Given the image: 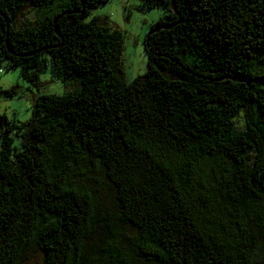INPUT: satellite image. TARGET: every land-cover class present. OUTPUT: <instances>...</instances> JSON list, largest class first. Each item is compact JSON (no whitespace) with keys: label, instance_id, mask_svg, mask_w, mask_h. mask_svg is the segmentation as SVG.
Listing matches in <instances>:
<instances>
[{"label":"trees","instance_id":"trees-1","mask_svg":"<svg viewBox=\"0 0 264 264\" xmlns=\"http://www.w3.org/2000/svg\"><path fill=\"white\" fill-rule=\"evenodd\" d=\"M107 1L0 0V61L79 86L26 123L0 114V264L33 247L43 264H264V0H143L168 10L130 83L121 33L86 20ZM84 161L116 192L98 234Z\"/></svg>","mask_w":264,"mask_h":264},{"label":"rangeland","instance_id":"rangeland-1","mask_svg":"<svg viewBox=\"0 0 264 264\" xmlns=\"http://www.w3.org/2000/svg\"><path fill=\"white\" fill-rule=\"evenodd\" d=\"M166 6L148 9L143 0H109L91 11L86 20L94 16L107 18L112 30H118L122 35L121 65L125 83H130L147 70V52L145 39L152 24L159 21L167 13ZM16 88L12 96L0 94V114L15 123H26L32 117V107L39 95L64 94L76 92L79 88L76 80L63 83L57 80L48 69L38 74L36 82L25 80L20 68H7V61H0V92ZM86 173L83 182L91 189L97 201L98 225L115 219L118 205L115 189L102 171L91 172L87 162L81 164ZM131 232L129 226H122ZM22 264H43V253L36 247L31 248L23 258ZM142 264H157L142 261Z\"/></svg>","mask_w":264,"mask_h":264},{"label":"water","instance_id":"water-1","mask_svg":"<svg viewBox=\"0 0 264 264\" xmlns=\"http://www.w3.org/2000/svg\"><path fill=\"white\" fill-rule=\"evenodd\" d=\"M172 9L174 10V11H176V8L174 7V6H172ZM1 14V13H0Z\"/></svg>","mask_w":264,"mask_h":264}]
</instances>
